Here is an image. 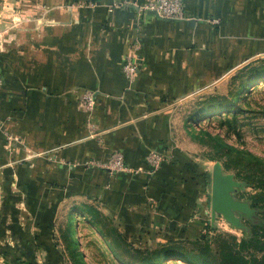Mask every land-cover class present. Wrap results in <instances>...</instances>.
<instances>
[{
    "label": "crops",
    "instance_id": "crops-1",
    "mask_svg": "<svg viewBox=\"0 0 264 264\" xmlns=\"http://www.w3.org/2000/svg\"><path fill=\"white\" fill-rule=\"evenodd\" d=\"M148 1L2 0L0 264H62L55 221L72 205L142 250L200 240L212 214L235 213L231 185L209 202L216 165L174 149L175 108L264 61V0H184L180 19L138 8ZM150 151L173 161L148 174ZM114 154L132 170L104 168Z\"/></svg>",
    "mask_w": 264,
    "mask_h": 264
},
{
    "label": "rangeland",
    "instance_id": "rangeland-1",
    "mask_svg": "<svg viewBox=\"0 0 264 264\" xmlns=\"http://www.w3.org/2000/svg\"><path fill=\"white\" fill-rule=\"evenodd\" d=\"M6 18L1 12L0 20ZM174 127V149L203 161L208 168L212 165L220 167L221 175H226L232 182L235 200L231 202L237 205L232 206L235 213L226 211L216 217L212 214L211 224L207 222L200 240L167 243L174 257L160 264H191L180 255H189L203 263L207 253L218 255L220 245L224 251L230 247L241 248L244 254L260 257L264 246V61H253L247 69L239 68L234 75L224 77L213 90L180 99L175 108ZM208 179L212 181L211 175ZM208 197L212 203L211 191ZM241 200H246L247 205H239ZM247 206L253 209L252 213L246 211ZM84 208L83 205H72L67 209L69 214L62 213L55 221L57 235L54 238L62 244L63 250L60 263L75 264L77 260L65 241L71 227L76 240L74 248L81 254L84 264H133L122 251L124 247L134 245L128 240L117 241L113 230V237L105 236L103 231L106 234L111 231L107 223L91 219ZM230 216L234 220L240 219V225L237 223L240 231L231 232L227 227L224 218ZM243 240L245 243L238 247ZM147 243L152 249L162 247L154 242Z\"/></svg>",
    "mask_w": 264,
    "mask_h": 264
},
{
    "label": "built area",
    "instance_id": "built-area-1",
    "mask_svg": "<svg viewBox=\"0 0 264 264\" xmlns=\"http://www.w3.org/2000/svg\"><path fill=\"white\" fill-rule=\"evenodd\" d=\"M98 0H79L83 4H95ZM138 8L144 11H150L154 13L157 17L162 19H180L184 12V0H150L143 5H139ZM137 46L134 48L136 50ZM137 55L127 54L123 64L124 73L133 80L139 71V61L136 57ZM2 79L0 77V85ZM83 106L86 111H92L95 106V96L94 93L86 90L82 94ZM173 159V155L165 152L150 151L145 156V163L147 167L148 174H155L156 171L165 162H169ZM88 164H94L93 162H88ZM103 167L108 169L110 172L116 173L121 171H130L132 168L125 163L124 157L121 154H114L109 157V159L103 164ZM137 170H142L138 168Z\"/></svg>",
    "mask_w": 264,
    "mask_h": 264
},
{
    "label": "trees",
    "instance_id": "trees-1",
    "mask_svg": "<svg viewBox=\"0 0 264 264\" xmlns=\"http://www.w3.org/2000/svg\"><path fill=\"white\" fill-rule=\"evenodd\" d=\"M173 161V159L171 160ZM158 171V170H157ZM156 171V172H157ZM264 204V203H263ZM253 206V205H252ZM254 206H257V204H254ZM73 229L70 227L68 228V231L66 233V243H67V248L70 250L71 253H74V257L77 259L74 261L75 264H84L82 259H81V254L74 248L75 244V237L71 233ZM105 236L113 237L112 234L107 233L103 231ZM116 236V240H123L119 235L114 233ZM256 234V233H255ZM256 238V237H253ZM245 241H241L239 246L243 245ZM208 246V244H207ZM129 248L123 249V255L132 262L133 264H160L163 262L165 259H171L174 257L173 250H171L168 246L163 245L160 249H137V248H132L128 246ZM209 247V246H208ZM210 250V249H209ZM263 252L260 257H258L255 254H244L241 252V248L234 250L231 247L227 250L224 251L223 248L220 245V249L218 252V255H214L212 253H207L205 255V260L203 263H200L199 261H196L192 259L189 255H180L183 260H185L188 263L191 264H264V246L261 249ZM80 256V257H79Z\"/></svg>",
    "mask_w": 264,
    "mask_h": 264
},
{
    "label": "water",
    "instance_id": "water-1",
    "mask_svg": "<svg viewBox=\"0 0 264 264\" xmlns=\"http://www.w3.org/2000/svg\"><path fill=\"white\" fill-rule=\"evenodd\" d=\"M218 166L215 167L213 170V177H212V200L213 203L218 202V200H226L227 198H223L224 192L222 191L223 187L226 185H230L232 182L230 179L223 178L220 176L218 171ZM231 182V183H230ZM226 197V196H225Z\"/></svg>",
    "mask_w": 264,
    "mask_h": 264
}]
</instances>
